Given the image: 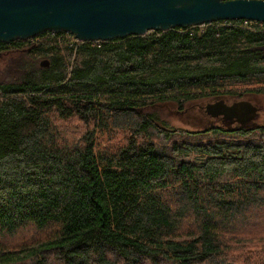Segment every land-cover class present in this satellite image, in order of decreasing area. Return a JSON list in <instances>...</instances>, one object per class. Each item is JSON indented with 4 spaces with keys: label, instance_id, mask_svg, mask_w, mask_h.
Segmentation results:
<instances>
[{
    "label": "trees",
    "instance_id": "obj_1",
    "mask_svg": "<svg viewBox=\"0 0 264 264\" xmlns=\"http://www.w3.org/2000/svg\"><path fill=\"white\" fill-rule=\"evenodd\" d=\"M242 23L0 42V264H264V116H160L264 97V23Z\"/></svg>",
    "mask_w": 264,
    "mask_h": 264
},
{
    "label": "water",
    "instance_id": "obj_2",
    "mask_svg": "<svg viewBox=\"0 0 264 264\" xmlns=\"http://www.w3.org/2000/svg\"><path fill=\"white\" fill-rule=\"evenodd\" d=\"M241 20L264 23V0H0V42L28 41L47 32L67 33L80 42H106ZM48 65V60L40 62L41 67ZM215 100V114L241 128L252 129L250 123L259 118L260 108L246 98Z\"/></svg>",
    "mask_w": 264,
    "mask_h": 264
},
{
    "label": "flooded vegetation",
    "instance_id": "obj_3",
    "mask_svg": "<svg viewBox=\"0 0 264 264\" xmlns=\"http://www.w3.org/2000/svg\"><path fill=\"white\" fill-rule=\"evenodd\" d=\"M217 102L214 98L208 99L205 101H201L200 104L194 103L190 105H195L197 107V114H199L198 117H193V121L196 122L197 124H201V129L202 130H208V129H216V128H222L225 129L226 127H230L232 129H239V124L232 120V121H226L223 119V115L221 114H215L213 107V104ZM189 106V105H188ZM188 106L182 110V111H176V115L180 117H185L188 114ZM260 112H259V118H261V122L257 121L254 123H250V125H253L252 129L259 128L262 124L263 120V109L261 107ZM263 115L262 117H260ZM251 129V130H252Z\"/></svg>",
    "mask_w": 264,
    "mask_h": 264
},
{
    "label": "rangeland",
    "instance_id": "obj_4",
    "mask_svg": "<svg viewBox=\"0 0 264 264\" xmlns=\"http://www.w3.org/2000/svg\"><path fill=\"white\" fill-rule=\"evenodd\" d=\"M150 32H153V31H150ZM40 62H39V65H40ZM246 99L252 102L253 104L257 105L258 107H261L264 113V97L263 96L248 95ZM231 102L232 101L229 100L225 103L229 104ZM195 103L200 104V102H195ZM191 104H194V103H191ZM188 109H189L188 114L185 118V117H180L176 115V110L170 108L169 106H165V107H162L160 116L163 122L166 123L165 125L168 128L182 129V130H187V131H202L201 126H200L201 124L199 123L197 124L196 122L192 120L193 117L199 116V114H197V107L195 105L189 104ZM262 116L263 115H261L260 117ZM258 121L261 122V119H259ZM224 130L233 131L232 128L230 127H226Z\"/></svg>",
    "mask_w": 264,
    "mask_h": 264
},
{
    "label": "built area",
    "instance_id": "obj_5",
    "mask_svg": "<svg viewBox=\"0 0 264 264\" xmlns=\"http://www.w3.org/2000/svg\"><path fill=\"white\" fill-rule=\"evenodd\" d=\"M243 23L242 25L246 28H252V24H257V22H252V21H247V20H241ZM53 35H56L54 33H52ZM59 38L64 37L68 39V42L70 45L74 44L76 41H78L77 39H75L72 35L67 34V33H63V34H58ZM80 42V41H78ZM100 41H95L94 43H98Z\"/></svg>",
    "mask_w": 264,
    "mask_h": 264
}]
</instances>
